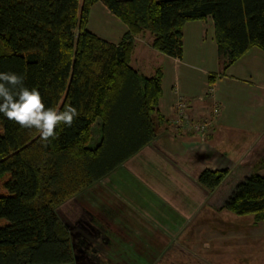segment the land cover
Returning a JSON list of instances; mask_svg holds the SVG:
<instances>
[{"label":"trees","instance_id":"obj_1","mask_svg":"<svg viewBox=\"0 0 264 264\" xmlns=\"http://www.w3.org/2000/svg\"><path fill=\"white\" fill-rule=\"evenodd\" d=\"M98 1L126 26L119 43L86 28ZM208 16L227 64L251 48L264 52V0H0V72L22 76L45 107L71 104L79 113L48 142L0 114V176L9 174L0 194V264L73 263L55 208L146 146L164 121L156 109L161 71L146 75L131 65L134 38L149 31L153 48L180 58L184 23ZM97 120L99 141L91 145ZM263 164L221 208L264 221ZM227 174L204 169L197 181L211 191Z\"/></svg>","mask_w":264,"mask_h":264},{"label":"crops","instance_id":"obj_2","mask_svg":"<svg viewBox=\"0 0 264 264\" xmlns=\"http://www.w3.org/2000/svg\"><path fill=\"white\" fill-rule=\"evenodd\" d=\"M95 15L97 36L119 43L126 26L110 11ZM114 26L121 30L116 37ZM146 36L134 38L130 63L146 75L161 71L156 109L164 121L146 146L57 207L61 220L59 211L72 221L74 258L86 264H264V221L221 208L241 178L264 163V52L251 48L227 64L210 16L184 23L180 58L156 50ZM153 55L158 59L151 62ZM180 97L190 120H210L204 135L180 124ZM222 168L226 177L239 172L225 195H218L222 181L211 191L197 181L202 170Z\"/></svg>","mask_w":264,"mask_h":264},{"label":"clouds","instance_id":"obj_3","mask_svg":"<svg viewBox=\"0 0 264 264\" xmlns=\"http://www.w3.org/2000/svg\"><path fill=\"white\" fill-rule=\"evenodd\" d=\"M0 114L21 128H35L43 142L56 138L57 125L71 127L79 115L71 104L63 111L45 107L37 88L29 89L24 85L23 77L12 72H0Z\"/></svg>","mask_w":264,"mask_h":264},{"label":"rangeland","instance_id":"obj_4","mask_svg":"<svg viewBox=\"0 0 264 264\" xmlns=\"http://www.w3.org/2000/svg\"><path fill=\"white\" fill-rule=\"evenodd\" d=\"M99 11H102V12H108L107 11V7L103 4V3H99L98 5H95V7L93 6V10L91 9V11L90 12H94L92 15H91V13H90V15H89V18H88V23H87V25H86V28L89 30V31H91V32H93L94 34H96L97 33V29L96 28H99L100 27V22H98V17H97V15H95V12H96V14H97V12H99ZM97 19V20H96ZM119 23H121L120 21H119ZM115 28H114V33H115V36L114 37H116L119 33L121 34V30H120V28H118L117 26H114ZM95 30V31H94ZM97 35V34H96ZM144 35H147L146 36V38L148 37V40H149V42L151 41V38H152V36H151V34L149 33V31H145V33H144ZM151 37V38H150ZM158 58H156V56L155 55H153L152 57H151V62H154V60L156 61ZM99 141V121H98V123H97V121L94 123V125H93V127H92V133H91V136H90V139H89V143L91 144V145H95L97 142ZM259 165V164H258ZM239 175V172H237V175L236 174H234V175H231V176H229V177H224V179L222 180V182H221V184H223L222 186L223 187H221L220 189H219V192H218V195H221V194H226V193H228L229 191H230V188L232 187H230V184H233V183H235L237 180V176ZM106 176V175H105ZM9 177V174L8 173H4L2 176H0V194L1 193H5L6 191H5V188H4V186H3V182H4V180H6L7 178ZM242 177V176H241ZM102 179V178H101ZM244 178H241V180H243ZM95 183V182H94ZM220 185V184H219ZM84 190V189H83ZM82 191V190H81ZM79 193V192H78ZM78 193H76V194H78ZM75 194V195H76ZM75 195H73V196H75ZM72 196V197H73ZM72 197H70V198H72ZM69 198V199H70ZM68 200V199H67ZM66 201V200H65ZM64 201V202H65ZM62 204V203H61ZM61 204H59V205H61ZM58 205V206H59ZM57 206V207H58ZM57 207L55 208V210H56V213H57ZM59 214H60V217L63 219V220H65V219H67V217H66V214H64L62 211H59ZM247 216H252V215H247ZM59 217V216H58ZM60 219V218H59ZM61 220V219H60ZM63 220H61V222L67 227V229L69 230V228L72 226V221L71 222H66V220L65 221H63ZM3 221H6V220H4V219H1L0 220V223H2ZM70 237H71V244H73L72 243V234H71V232H70ZM72 250H73V248H72ZM73 252V251H72ZM72 264H86L83 260H80V259H78V258H74V254H73V263Z\"/></svg>","mask_w":264,"mask_h":264},{"label":"built area","instance_id":"obj_5","mask_svg":"<svg viewBox=\"0 0 264 264\" xmlns=\"http://www.w3.org/2000/svg\"><path fill=\"white\" fill-rule=\"evenodd\" d=\"M176 107H178L179 110H181L182 113V120L183 122L180 123L181 125H184L186 128L193 130L194 132H197L201 135H204L206 132V129L210 125V120L204 119V120H198V121H192L188 118L187 114L183 112L187 108L186 102H184L183 98H179ZM220 112V107L217 103L213 105L212 113L213 115H218Z\"/></svg>","mask_w":264,"mask_h":264}]
</instances>
